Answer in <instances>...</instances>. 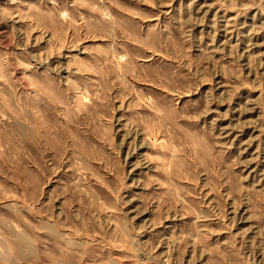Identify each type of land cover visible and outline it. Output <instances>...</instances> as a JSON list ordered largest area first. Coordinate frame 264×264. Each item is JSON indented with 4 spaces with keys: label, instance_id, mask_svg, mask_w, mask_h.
Instances as JSON below:
<instances>
[{
    "label": "rangeland",
    "instance_id": "374dc122",
    "mask_svg": "<svg viewBox=\"0 0 264 264\" xmlns=\"http://www.w3.org/2000/svg\"><path fill=\"white\" fill-rule=\"evenodd\" d=\"M0 264H264V0H0Z\"/></svg>",
    "mask_w": 264,
    "mask_h": 264
}]
</instances>
